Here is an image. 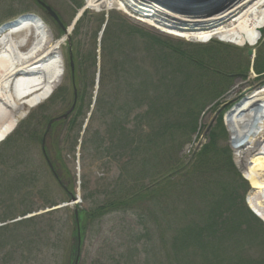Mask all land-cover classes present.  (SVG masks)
<instances>
[{"label":"rangeland","instance_id":"rangeland-1","mask_svg":"<svg viewBox=\"0 0 264 264\" xmlns=\"http://www.w3.org/2000/svg\"><path fill=\"white\" fill-rule=\"evenodd\" d=\"M44 1L57 12L67 29L86 7L85 0ZM123 1L135 18L157 21L159 24L163 22L166 25L179 24L167 15L171 11L168 8L170 0H132V7L126 0ZM228 1L217 0L203 8L212 9L220 4L225 5ZM85 12L86 15L83 13L84 16L73 25L71 49L69 50L67 41L61 46L64 74L57 91L62 90V96L56 95L57 98H50L40 106L26 109L18 121L22 131L29 134V139L22 142L23 147L19 152L21 159L15 164V168H18L11 173V177L13 179L15 174L23 176V170L28 175L20 180L21 185L13 186L9 178L0 186V264H70V250L74 244V207H65L70 198L61 185L76 191L80 197L77 206L82 211H96L113 200V197L124 194V187L117 189L121 186L117 181L122 171L128 168V161L138 158V151L132 153V150L149 146L148 137H151L153 143L159 140V132L166 129L165 125H171L172 129L166 139L162 140H166L172 147L179 145L178 169H185L190 164L192 155L187 150L198 152L208 143L209 131L217 125L219 116L222 115L224 128H228L225 122L227 114L252 93L251 89L264 87V74L258 75L254 69L258 52L264 48V34L253 49L256 51V58L252 61L248 56L249 47L240 48L227 44L223 46H228L227 49L231 51L199 57L196 53L203 51L209 44L189 42L142 25L143 29L164 38V42L166 39L170 40L167 41L170 42L168 46L178 53L174 54L172 50L163 48L165 54L161 55L168 59L167 74H123L115 67L120 63L118 51L112 45V42L116 43L117 35L111 34L103 43L105 33L102 32L106 31L111 18L114 19L115 28L122 31L118 18H126L127 15L116 10L106 18L104 12ZM174 13L193 18V15ZM27 14L39 17L56 41L63 38L54 21L33 0H0V26ZM133 44L138 49L133 57L138 66L141 67L144 62L151 65L146 55V49L147 53L151 50L149 45L141 38L133 41ZM71 50L76 71L83 70L81 79L78 72L75 75L76 89H79L77 110L65 120L67 122H61L62 125L57 123L56 126L53 123L51 133L46 137L49 160L58 164L63 162L68 172L64 178L65 184H59L49 169L39 140L48 133V126L53 118L62 116L72 105L69 70ZM192 53L198 57H192L190 65L185 61L177 66L183 74L174 78V65L182 60L181 54ZM200 59L210 63L211 67H198L195 61ZM104 61L106 75L103 72ZM109 65L115 67L114 72ZM145 81L151 83V91H147L148 88L143 89V92L139 90L136 98H130L128 86L140 87ZM162 81L165 82L161 83ZM103 94L107 106L99 112L98 102ZM216 94L221 95L216 97ZM51 99L54 102L50 103ZM142 102L145 105L139 108ZM155 106L157 107L154 108ZM188 113H191V117ZM160 114L162 118L159 117ZM195 125L196 129L192 131ZM19 127H16L17 131ZM226 132L227 140L221 139L219 143L230 149L236 170L242 177L244 173L240 169L238 155L232 148V135L228 129ZM1 144L0 156H18L16 151H11V144ZM143 155L151 157L148 152L143 151ZM157 155L159 158V152ZM252 155L247 157V161L251 160ZM164 160L161 171L170 167L168 159L165 157ZM9 163H14V160ZM157 163L158 159L153 160L151 165L154 168L146 169L155 178L160 171ZM144 170L142 167V172ZM132 173L141 174L139 170ZM132 173L130 172L131 175ZM246 183L248 189L244 199L248 206L251 186ZM240 194H243L242 189L239 190ZM3 219L5 222H1ZM92 220L93 218L84 226V238L81 240L82 246H79V264H166L155 256L157 233L154 235L151 229L149 236L141 239L143 226L133 213L115 210Z\"/></svg>","mask_w":264,"mask_h":264},{"label":"trees","instance_id":"trees-1","mask_svg":"<svg viewBox=\"0 0 264 264\" xmlns=\"http://www.w3.org/2000/svg\"><path fill=\"white\" fill-rule=\"evenodd\" d=\"M118 19L122 31L115 28L116 24L114 19L111 18L105 31L103 43L108 40L111 34L117 35V41L116 43L112 42V45L118 51L117 56L120 63L115 67L119 69V72L144 76L156 73L167 74L168 59L163 58L161 55L165 54L163 48L172 50L174 54L178 53L173 47L168 46L170 42L167 41L170 40L166 39V42H164V38L130 24L123 16ZM139 38L143 39L151 49L150 53H147L146 49V55L149 57L147 61H150L151 65L144 62L139 67L137 60L133 59L138 51L137 45L133 44V41ZM209 45L196 54H199V57H205L206 54L215 56L217 52L231 51V49H227L228 46H223L220 43L212 42ZM181 56L183 57L182 60L174 65V78L182 76L183 72L178 68L182 62L186 61L190 65L193 62L192 57H198L194 53L190 55L181 54ZM209 60H211V57H209ZM105 62L103 63L104 75H106ZM195 64L204 69L211 67L210 63L202 61V59L196 60ZM80 65L82 66V64ZM115 67L110 66L112 72H114ZM254 69L258 75L264 74V48L258 52ZM69 70H71L70 66ZM77 72L78 77L81 79L83 70L76 71L75 67L74 77L70 71L73 96ZM163 82L165 81L161 83ZM143 83L148 85L145 86ZM143 83L140 87L128 86L130 98H136V92L139 90L143 92V89L148 88L146 90L151 91V83L149 81ZM62 94V90L59 89L52 99L56 95L62 96ZM220 95L216 94V97ZM103 98L104 94L98 102L99 112H102L107 106ZM52 99L50 103L54 102ZM144 105L145 103L142 102L139 108ZM136 108L138 107L136 106ZM188 115L191 117V113H188ZM188 115H186L187 118ZM159 117L162 118V114ZM166 121L168 122L167 119ZM165 126L166 129L159 132V140L153 143L151 137H148L149 146L132 150V153L138 151V158L128 161L130 170L128 168L124 169L117 181L121 184L117 189L124 187V194L113 197V200L94 212H86L78 208V225L74 213V244L70 250L69 263L74 264L80 246L79 237L80 240L84 238V226L88 224L91 218L94 221L96 216H105L118 210V212L123 213L131 212L136 218L138 216L140 225L143 226L141 239L148 237L151 229L154 235L157 233L155 240L157 254L155 256L159 261L166 264H264V224L250 211L245 203L244 195L247 192L248 185L236 170L230 149L227 146L222 147L219 143L221 139L227 138L226 129L222 124V115L219 116L217 125L209 133V143L195 153L190 164L185 169H180V171L178 169L180 158L177 155V150L180 147L179 145L172 147L166 140H162V138L166 139L172 129L171 125L169 127ZM167 128H170V130ZM195 129L196 125L192 131ZM27 139H29V134L23 132L22 127H19V130L2 145L11 144V151H16L18 156H0V186L6 183L9 178L13 186L15 184L21 185L20 180L28 175V172L23 170V176L20 177L15 174L13 179L11 177V173L18 168H15V164L21 159L19 152L23 147L22 142ZM41 140L42 138L39 142ZM45 148L49 155L47 151L49 149H47V146ZM143 151L144 153H150L151 157L149 155L144 156ZM154 152L155 154H153ZM157 152L160 154L159 158ZM165 157L168 159L170 167L161 171ZM58 159L61 162L60 155H58ZM156 159H158L157 166L160 171L155 178L146 169L148 167L153 169L154 166L151 165V162ZM13 160L14 163H9ZM52 165L57 175V181L65 184L63 182L68 172L63 162L61 164L53 162ZM142 167L145 169L143 172ZM136 170H139L141 174L132 173ZM62 188H65L66 195L72 196L73 191L69 187L66 188L62 185ZM240 189L243 191L242 195H239ZM1 222H5V219Z\"/></svg>","mask_w":264,"mask_h":264},{"label":"bare ground","instance_id":"bare-ground-1","mask_svg":"<svg viewBox=\"0 0 264 264\" xmlns=\"http://www.w3.org/2000/svg\"><path fill=\"white\" fill-rule=\"evenodd\" d=\"M126 1L133 6L134 1ZM186 1L207 5L217 0ZM180 2L182 0H170V10L178 9ZM126 8L121 0H86V10L122 11L166 35L199 44L214 40L254 49L260 42L259 30L264 29V0H230L222 11L207 17L189 18L173 10L171 15L164 12L179 23L176 25L135 18ZM71 32L69 28L65 37L56 41L47 25L36 17H24L0 29V140L15 128L23 111L61 83L64 73L61 46ZM251 91L225 120L235 141L240 169L251 186L248 204L264 221V87ZM250 155L251 160L247 161Z\"/></svg>","mask_w":264,"mask_h":264},{"label":"water","instance_id":"water-1","mask_svg":"<svg viewBox=\"0 0 264 264\" xmlns=\"http://www.w3.org/2000/svg\"><path fill=\"white\" fill-rule=\"evenodd\" d=\"M38 2L39 5H41L43 8H45L46 10V14L51 18L53 19L56 23H58L59 25H61V27L63 28L64 26L61 24V20L59 18V16L57 15V13L55 11H53L51 9L50 6L46 5L44 2L40 1V0H36ZM172 1V0H171ZM230 2V0H229ZM182 5L181 7H179L178 9H173L171 8V10H173L174 12H177V13H180V14H186V15H193V16H201V17H207V16H212L214 15L215 13H219L220 11L223 10L224 8V4L222 6L218 5L217 7L215 8H212V9H205L203 8L205 5H202V4H195V3H190L186 0H182V2H180ZM202 3V2H201ZM192 5H196V6H192ZM168 8H169V5H168ZM170 9V8H169ZM183 9V10H181ZM24 17H33V15H29V16H24ZM24 17H21V18H24ZM129 21L136 25V26H141L137 21H135L134 19H129ZM15 22H11V23H8L6 25L3 26L4 27H10L12 25H14ZM64 32L66 33L67 30L65 29V27L63 28ZM259 34H260V37L264 34V29H260L259 30ZM68 41L70 42L71 38L70 36H68ZM248 56L249 57H254L255 56V51L253 49H249L248 50ZM73 67V66H72ZM75 109V104L71 107V109L65 113L64 115H62L61 117H57V118H54L50 123H49V126H48V129L51 127V125L53 123H57V122H61V121H64V120H67L68 117L72 114V112L74 111ZM78 196H71V199L69 201V206L70 207H73V206H76V201L78 200ZM76 208V207H75ZM78 262V259L76 260V264Z\"/></svg>","mask_w":264,"mask_h":264}]
</instances>
